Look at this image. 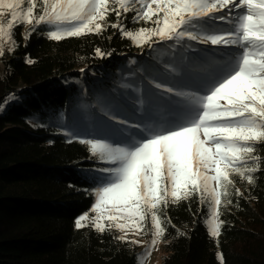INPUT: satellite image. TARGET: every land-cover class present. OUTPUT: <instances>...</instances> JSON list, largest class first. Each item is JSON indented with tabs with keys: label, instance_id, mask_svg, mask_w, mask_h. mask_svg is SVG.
<instances>
[{
	"label": "snow or ice",
	"instance_id": "obj_1",
	"mask_svg": "<svg viewBox=\"0 0 264 264\" xmlns=\"http://www.w3.org/2000/svg\"><path fill=\"white\" fill-rule=\"evenodd\" d=\"M20 27L25 41L39 30L56 42L110 28L157 52L118 85L122 91L106 90L87 106L94 115H74L102 138L64 133L107 165L82 170L96 184L94 202L74 227L116 230L114 239L128 244L140 243L129 233L147 230L152 240L135 258L143 264L166 225L175 227L169 207L195 200L207 207L209 237L218 238L221 207L232 204L233 190L242 195L233 177L255 186L264 170V0H0V57L19 47ZM16 99L8 96L0 112ZM217 259L223 264L222 253Z\"/></svg>",
	"mask_w": 264,
	"mask_h": 264
},
{
	"label": "trees",
	"instance_id": "obj_2",
	"mask_svg": "<svg viewBox=\"0 0 264 264\" xmlns=\"http://www.w3.org/2000/svg\"><path fill=\"white\" fill-rule=\"evenodd\" d=\"M23 32L16 29L19 47L0 70V105L17 98L0 112V264H136L138 245L114 239L118 231L74 227L94 202L88 193L96 184L83 178L84 171L103 164L89 159L78 141L67 142L64 119L68 109L96 103L102 91H118L129 61L142 67L152 53L139 57L141 47L110 28L59 42L39 30L25 41ZM97 47L111 55L96 56ZM233 179L242 195L233 190L232 204L221 207L218 238L203 224L206 206L193 200L169 207L175 227L166 225L161 264H221L217 253L223 264H264V170L255 186Z\"/></svg>",
	"mask_w": 264,
	"mask_h": 264
},
{
	"label": "rangeland",
	"instance_id": "obj_3",
	"mask_svg": "<svg viewBox=\"0 0 264 264\" xmlns=\"http://www.w3.org/2000/svg\"><path fill=\"white\" fill-rule=\"evenodd\" d=\"M160 47L163 48L164 46L161 45ZM6 48H7V45H6ZM149 53H152V56L149 57L147 59V61L152 60V58L157 55V52L153 51L151 48H149L147 46H144L143 48L136 51V54L142 58L145 54H149ZM7 55H9V53L6 51L5 55L3 57H0V70H3V68H4L3 60H4V57ZM135 69H137L136 64H132L130 66L128 65V67L122 73V76L120 79L121 83L122 82H132V80L134 78L130 77L129 73ZM104 91H106V90H104ZM104 91H102V93ZM118 91H122V90L118 88ZM85 95L89 96L87 91L85 92ZM100 95H102V94L97 95V97ZM94 104H95V102H91V104L89 106L94 105ZM68 112H69V115L64 119V121L67 122L65 132L70 131V130H76L80 133L81 138H84V139L85 138L86 139L102 138L95 133L88 132L83 127V125L77 126L76 124H74V120H73L74 115L79 113L84 118V120L86 121L90 116L95 114V109H91L87 106H80L79 108H74L72 110L68 109ZM101 164H103V165L102 166L98 165V167H94V168H100V167L107 166L104 163H101ZM146 233H147V231L145 233H141L138 235L133 234V233L128 234L130 240H138L140 242L139 244H137L139 247L137 257L144 252L145 248L150 244V242L152 240V236L150 234H146ZM165 255H166V251L164 248L163 239L157 237L156 244L152 247L150 254L143 260V264H161Z\"/></svg>",
	"mask_w": 264,
	"mask_h": 264
}]
</instances>
